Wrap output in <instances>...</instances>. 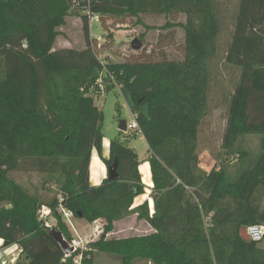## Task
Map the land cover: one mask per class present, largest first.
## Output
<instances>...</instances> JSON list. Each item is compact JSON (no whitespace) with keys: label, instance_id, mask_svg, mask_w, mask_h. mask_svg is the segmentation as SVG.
Segmentation results:
<instances>
[{"label":"trees","instance_id":"obj_1","mask_svg":"<svg viewBox=\"0 0 264 264\" xmlns=\"http://www.w3.org/2000/svg\"><path fill=\"white\" fill-rule=\"evenodd\" d=\"M87 10L104 28L108 20L143 25L146 16H164L163 30L183 33V56L106 65L95 52ZM76 11L86 46L56 49ZM174 15L184 20H170ZM222 62L234 71L232 91L214 81ZM104 69L130 94L149 146L153 213L148 201L133 208L146 189L136 151L114 139L104 155V116L95 98ZM215 87L221 93L214 104ZM219 106L227 112L222 160L207 172L200 133ZM250 136L259 140L255 152ZM94 153L107 169L117 162L118 179L91 184ZM19 173L39 182L23 183ZM262 199L264 0H237L233 7L225 0L1 1L0 239L21 247L20 264H75L76 255L66 257L52 236L56 230L72 240L61 208L76 219L103 221L102 236L81 264H95L96 253L119 256L122 264H264L259 242L241 235L264 226ZM43 207L56 226L44 225ZM131 217L151 232L109 237Z\"/></svg>","mask_w":264,"mask_h":264},{"label":"rangeland","instance_id":"obj_2","mask_svg":"<svg viewBox=\"0 0 264 264\" xmlns=\"http://www.w3.org/2000/svg\"><path fill=\"white\" fill-rule=\"evenodd\" d=\"M8 1V0H4ZM237 0H225L228 7H233ZM144 24L137 25L136 20L116 21L108 20L105 28L101 21H93L90 25L91 37L102 38L103 41L98 45H94V49L98 58L106 65L118 64L121 62H140L151 61L158 62L165 58H180L183 56V33L180 30H163V26L167 23L168 18L164 16H146L144 17ZM170 20H184V17L174 15ZM107 30V31H106ZM111 34L113 37L108 38ZM142 38V39H141ZM141 41V50H134L132 42L134 40ZM86 46L83 34V20L82 15L78 11L74 12L71 17L67 19V24L61 29V35L57 39L56 49L74 48L83 49ZM220 73L214 78L215 82H221L225 85L227 91H232L233 73L234 71L224 67L223 62L219 64ZM103 89H100L96 94V105L100 108L104 116L103 134L104 141L110 142L114 139H120L124 145L134 149L140 158V171L142 174V183L145 187H149L145 182V177L142 172V167L148 170L149 163L147 161L149 155V146L145 138L141 135L137 136L133 131L121 132V122L130 124L134 121L132 113L133 102L127 90L117 83L112 76L109 75L108 69H104L101 76ZM109 88V89H108ZM214 104L220 100V89L215 87L212 92ZM219 98V100H218ZM147 113V107L143 108ZM227 126V112L226 106L216 107L213 114L207 119L201 129L200 133V159L201 167L210 172L212 169L219 166L222 160L221 146L223 144V137ZM249 147L254 152L259 149V140L255 136L247 138ZM225 155V154H224ZM224 161H231L232 156L225 155ZM97 164L94 165L96 168ZM97 170H94V174ZM16 178L23 182L32 183L39 182V177L35 174L28 179V176L22 173L15 175ZM149 179L152 182L151 172L149 168ZM144 195L138 196L137 199L143 198ZM143 198L141 201H144ZM264 206V200H261ZM81 220L80 225H77ZM56 220H52L51 226H56ZM67 224V223H66ZM72 224L76 231L78 230L81 237H87L92 234L95 225L103 227V221L97 220L94 223H89L84 219L74 218ZM79 224V223H78ZM70 232L74 235L73 228L67 224ZM151 232L149 227L144 226L131 217L125 221L118 223L114 231L109 237L125 238L138 235H146ZM93 245V244H92ZM92 245L90 251L93 250ZM261 248H264V240L259 243ZM21 247L17 244L11 245L7 251L12 259L13 253H18ZM123 260L119 256H113L104 253L95 254V264H122ZM143 264V263H141Z\"/></svg>","mask_w":264,"mask_h":264},{"label":"built area","instance_id":"obj_3","mask_svg":"<svg viewBox=\"0 0 264 264\" xmlns=\"http://www.w3.org/2000/svg\"><path fill=\"white\" fill-rule=\"evenodd\" d=\"M1 1L2 0H0V3H1ZM89 2H90V0H80V4L81 3H89ZM87 14L90 18V25L92 24L93 21H100L99 16L92 14L89 10H87ZM102 41H103L102 38H96L97 44H99ZM98 86L100 89H103L102 79H100L98 81ZM130 131H133L135 133V135H137V136L142 135L140 128H139L137 122L135 121V118H134V121L132 123L127 125V132H130ZM60 212L63 216L64 221L67 224H69L75 232L74 235L71 232L72 240L70 242H68V241L67 242L69 243L70 247L73 249L72 255H76L75 264H81L84 253L87 251H90V246L94 242L99 240L100 237L102 236L103 227L95 225L93 230H92V234L90 236L81 237L79 235L78 230L76 231V229L74 228V226L72 224V221L75 218V214L69 210L64 209V208H61ZM50 216H51V210L47 207H43L42 210L40 211V219L42 220V222L44 223V225L47 228L52 227L51 226L52 219ZM245 230H246L248 237L250 238V241L260 243L264 240V226L253 225V226L246 228ZM69 231H70V229H69ZM5 243L6 242L4 240L0 239V264H20V262L23 260L22 249H20V251L18 253H13L12 259H11V257L9 255H7V251L9 250L11 245L8 247H5ZM66 257H70V256L66 255Z\"/></svg>","mask_w":264,"mask_h":264},{"label":"crops","instance_id":"obj_4","mask_svg":"<svg viewBox=\"0 0 264 264\" xmlns=\"http://www.w3.org/2000/svg\"><path fill=\"white\" fill-rule=\"evenodd\" d=\"M108 144L109 142H105L104 141V155L105 157H108ZM97 164L96 168H94V165ZM149 168H150V164H149ZM149 168L148 170L144 167H142V172L145 177V182L148 184L149 187H146L145 189V194L143 198H146L144 201H141L143 198H139V199H135L134 202V206L133 208L139 207L140 205H142L143 203H145L146 201L149 202L150 205V209H151V213L154 212V201L151 198V193H152V189L154 187V183H153V179L152 182L149 179ZM94 170H97V174H94ZM150 172H151V168H150ZM141 173V171H140ZM108 169L106 168V166L104 165V163L102 162V160L100 159L99 155L97 153H94L92 156V160H91V165H90V182L93 186H100L101 183L103 182L104 179H106L108 177ZM142 176V174H141ZM151 177H152V173H151ZM78 223L77 225H80L81 220H77ZM141 224H143L146 227H149L148 225H146L144 222H140ZM261 248V247H260ZM264 249V248H261Z\"/></svg>","mask_w":264,"mask_h":264},{"label":"water","instance_id":"obj_5","mask_svg":"<svg viewBox=\"0 0 264 264\" xmlns=\"http://www.w3.org/2000/svg\"><path fill=\"white\" fill-rule=\"evenodd\" d=\"M132 48L134 50H141L142 48V44L138 41V40H134L132 42ZM127 123L126 122H121V126H120V131L121 132H127ZM108 178L111 180H115L118 179V174H117V162L114 163V165L110 166L108 168ZM242 238L246 241H250V238L248 237L246 230L243 229L242 230ZM52 236L54 237V239L57 241V243H59V245L61 246L62 250L64 251V253L67 256H71L73 254V249L70 247L69 243L64 239V236L61 232L59 231H52ZM11 244L9 242L5 243V247L10 246Z\"/></svg>","mask_w":264,"mask_h":264}]
</instances>
